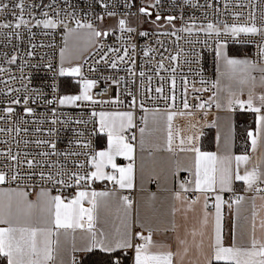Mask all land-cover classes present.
Here are the masks:
<instances>
[{
  "label": "snow or ice",
  "instance_id": "obj_1",
  "mask_svg": "<svg viewBox=\"0 0 264 264\" xmlns=\"http://www.w3.org/2000/svg\"><path fill=\"white\" fill-rule=\"evenodd\" d=\"M159 4L160 0H153L147 6L142 5L139 7L138 12L143 16L151 17L152 12L149 9H155ZM7 8V3H0V12H4ZM15 8L19 10L20 14L16 16L14 25L13 23H0V28L14 27L18 30L23 27L31 32L32 27L42 25L44 29L54 30L57 27H62L68 33L75 31L69 28L64 19H58L59 12L54 17H50L47 12H43L41 15L44 18L36 19L31 10L26 9L24 0H18ZM26 10L31 19L25 18ZM107 15L113 16L115 13L107 12ZM233 15L235 20H239L243 14L234 13ZM71 19L75 22L76 29L88 30L89 38L103 39L110 34L108 31L98 29L91 22H82L76 19L74 13ZM97 19L102 21L104 17L99 16ZM162 19L168 24H172L176 17H162L157 12L152 23L156 24ZM260 21L261 23L258 25L256 15L253 12L250 22H234L231 24L225 22L222 27L209 22L201 26L199 31H203L209 36L215 34L217 38L222 33L233 38H237L242 34L248 37L258 36L261 61L257 63L247 59L232 58L226 51V44L217 39L213 49L217 71L219 72L217 80L212 84L215 91L207 100H201L197 96L195 99L198 103L190 104L187 98L188 81L185 78L181 96L184 111H168L164 114L167 122V138L164 150L172 154L182 152L192 155L190 167L181 168L178 162L175 165L174 177H178L181 171H185L190 178L179 180L177 186L173 188L172 199L176 204L173 206L171 214L175 217L177 213H182L185 221H187L188 212H194L196 206L203 199V216L199 227L195 225L191 229L185 227L181 233L180 227L174 220L171 222L170 228L165 227L163 229L160 227L154 229L141 222L139 218L133 220L130 214L132 201L125 195L120 197L125 208V215L121 218L120 225L112 233L97 229L96 225L102 209L106 208L109 200L116 195L115 188L118 186L119 189H133L137 179V137L136 132L133 131L138 127L135 108L139 106L142 111L148 110L145 108L143 100L137 103L136 97L133 95L128 111H93L91 113L92 117H99L98 121H93V132L96 131V124H98L99 132L104 133L107 138V146L102 151L93 150L90 140L74 141L80 148L85 149L81 152H60L53 141H35L37 145L47 144L51 149V151L38 153L40 157L84 156L85 159L82 161H73L74 170L67 171L65 163L51 159L37 160L35 158L23 161L27 168L31 170L23 175L19 171L0 170V186H5L0 187V259L6 261V264H55L60 247L59 235L61 230L65 234L69 231L75 233L79 230L87 235L88 242L79 249L73 245V252L92 251L99 248L101 251L110 254L108 264H126L128 251L133 253L132 264H184L185 259L193 250L203 256L202 264H264V92L256 93L257 76L253 75V73L259 74V83L261 87H264V13L261 14ZM118 29L121 33L136 31L135 28L128 26V21L125 18L119 19ZM181 31L191 33L192 27H185ZM14 34L20 35L18 31ZM139 35L147 36L148 33L140 32ZM171 35L176 36V32H172ZM248 42L255 41L249 40ZM188 43H192V41H188ZM207 43V40H205V46H207ZM135 50L136 46L133 44L131 51L135 52ZM151 51V49L145 50L144 55L149 56ZM108 52L117 53V58L108 64L111 69L119 67L117 61L128 63L130 65L128 71L135 75L136 61L129 55V47H124L122 54H120V48L109 47ZM108 52L101 56V60H104L105 63H108ZM27 55L32 56L33 53L29 51ZM178 55H173L169 59L177 61ZM16 60L17 56L13 55L8 63L14 64ZM194 62L197 61H185V63ZM48 67L51 68L52 65L49 64ZM221 67L223 71H220ZM94 70L90 69V71ZM160 70H167L162 61L157 66V75H159ZM5 71L6 69L0 67V73ZM171 71L175 72V68ZM56 74L60 77H81L78 81L81 87L80 93L58 96L56 100H58L59 105H77V102H90L92 105L101 103V101L94 99L91 94L98 80L84 77L83 66L80 64L65 67L64 49H61V64ZM139 75L143 78L145 73L141 71ZM221 77L229 81L224 97L219 94L221 91ZM53 79L55 80V76ZM106 79H111L114 85L119 84V81L114 77ZM148 79L150 83L151 77ZM14 80H16L15 76H9L7 80H0V83L6 85V91L0 90V95L9 96L14 92H20V88L8 86L9 81ZM162 83L163 78H161V86L155 88L157 99L165 100L169 109L175 108V79L173 78L170 81L171 89L170 94L167 96L164 95ZM200 83L204 84L207 81L201 80ZM233 83L240 86L238 91L233 90ZM246 85L249 88L245 98L244 86ZM23 87L24 91L29 93L30 91H40L29 90L27 86ZM49 87L53 93L58 91L56 83L49 85ZM192 90L199 93L209 91L208 88L197 89L194 84ZM148 91L151 92V89L149 88ZM30 99L32 103L36 102L35 98L29 94L25 95L23 99L19 96L14 97L8 103L10 105H20L22 103L24 105L23 112L32 115L34 109L28 106ZM56 100L46 102L52 104ZM103 103L119 104L121 101L119 97H115ZM213 107L229 113L235 112L237 109L255 113V128L246 130L247 141H250V152L245 151L242 154L235 155L229 151L226 156H219L216 152L201 150L198 141L199 137L203 135L201 130L203 125L200 124L197 117H202L205 124H208L209 111ZM2 111L5 114L12 115L16 110L8 106L3 108ZM52 112L55 115V109H52ZM177 116L189 121L188 128L191 134H181L180 129L174 131L172 122ZM3 119H5V116H0V120ZM140 119L145 125L139 127V149L142 152L148 122L147 117H141ZM24 122L27 123L26 120ZM76 122L88 123L84 120ZM52 123H56V120L53 119ZM153 123H158L155 115L153 116ZM209 126L217 127L216 119H213ZM21 130L27 131L26 128L21 129L18 126L15 129L17 134ZM2 131H5V129H0V132ZM231 133L232 129H230V134L226 139L228 145L232 141ZM78 135H83V133H78ZM216 139L219 144V133ZM27 143L28 141H25V144ZM18 155H10L11 160L16 162L17 167L20 164ZM118 158H123L128 163L121 165ZM36 169H39V171H35ZM52 169H56V171H52ZM141 171H143V165H141ZM36 176L39 177L40 190L37 192L36 200L33 201L29 198L30 193L27 190L31 185L27 183L22 185L20 181L33 180ZM97 181L110 182L113 189L97 191L92 188V184ZM234 181L242 182L245 186V193H252V195H236L232 187ZM12 185H15V187H12ZM217 185H219V190H217ZM66 190L70 191L66 192ZM53 192L56 194H53ZM224 192H232L234 199L231 201L224 200L222 196ZM210 196L215 197V202L212 205L215 209L214 214L208 210ZM245 199L251 201V231L248 243L246 246L237 243L235 224L233 225L231 242L228 243L223 227L222 209L225 205L229 209L233 204L238 206ZM257 200L261 202L259 205ZM37 214H39L38 218ZM210 225L211 234L207 250H205L204 236ZM159 231L165 233L172 231L174 233L173 241L170 243L154 240V233ZM54 233L56 236L55 241L52 239ZM198 237L199 239H197ZM173 244L175 247H173ZM154 249L166 250L154 251ZM72 264H76L75 256L72 258Z\"/></svg>",
  "mask_w": 264,
  "mask_h": 264
},
{
  "label": "built area",
  "instance_id": "obj_2",
  "mask_svg": "<svg viewBox=\"0 0 264 264\" xmlns=\"http://www.w3.org/2000/svg\"><path fill=\"white\" fill-rule=\"evenodd\" d=\"M17 2L18 0H0V3L8 4V8L4 12H0V23H13L14 25L16 16L20 14L19 10L15 8ZM152 2L153 0H102V2L101 0H24L26 9H30L36 19H43L44 17L41 15L43 12H47L50 17L56 16V13L59 12L58 19H64L68 24H75L71 19L74 13L76 19L94 24L98 20L97 17L108 16L107 12H114L115 15L113 16L118 18L117 24L119 19L125 18L128 21V26L135 28L136 31L121 33L117 26L114 28L115 31H113L114 29L108 31L110 34L107 37L98 39L94 47L80 62V65L83 66V76L98 80L91 94L94 99L101 101V103L92 105L90 102H77V105L61 106L56 98L65 95V91L62 89L61 77L56 72L61 64L63 28L44 29L41 25L40 27H32L31 32L23 27L18 30L14 27L0 28V67L6 69L4 73H0V80H7L9 76H15L16 80L9 81L8 86L21 89L20 92H14L9 96L0 95V116H5V119L0 120V129H5V131L0 132V170L19 171L23 175L31 171L23 161L33 158L37 160L51 159L65 163L67 171L74 170L73 161H82L85 159L84 156L40 157L38 153L51 151V149L49 145H37L35 141H53L60 152H81L85 149L80 148L74 141L90 140L92 149L96 151L98 124H96V131L93 132V121H98V116L92 117L91 113L93 111H128L133 95L136 97L137 103L143 100L148 111H156L157 109L159 111H184L181 96L184 89L183 82L186 78L188 81V102L193 105L198 103L195 99L197 96L201 100H207L215 91L212 88V84L216 81V61L213 49L217 39L226 45L244 46L247 48L250 61L257 63L261 61L258 36L248 37L242 34L233 38L222 33L217 38L215 34L209 36L199 29L209 22L220 27L225 22L229 24L250 22L253 12L259 25L261 14L264 13V0H160L157 8L149 10L154 17H156L157 12L162 17H176L174 21H176L177 27L173 31L176 32V36L171 35V31L152 30L146 25H141V14L138 9L142 5L147 6ZM234 13H242L243 15L239 20H235ZM24 15L26 19H31L27 10ZM185 27H192V32L181 31ZM17 31L20 33L19 36L14 34ZM140 32H147L148 35L141 36L139 35ZM205 40L208 42L207 46L204 44ZM249 40L255 42L249 43ZM188 41H192V43H188ZM133 44L136 46L135 52L131 51ZM109 47L120 48V54H122L124 47H129V55L136 61L135 75L128 71L130 67L128 63L117 61L119 65L117 69H111L108 66L112 60L117 58V53L108 52ZM149 49L152 50L150 55L145 56L144 51ZM29 51L33 53L32 56L27 55ZM105 52H108V63L101 60V56ZM177 54H179L177 61L169 59V57ZM13 55L17 56V60L14 64H9L8 60ZM161 61L167 70H160L159 75H157V66ZM185 61L197 62L185 63ZM49 64L52 65L51 68L48 67ZM173 68H175V72L171 71ZM90 69L95 70L90 71ZM141 71L145 73L143 78L139 75ZM54 76L55 80L53 79ZM22 77L23 79H21ZM108 77H114L119 81V84H112L111 79H106ZM149 77H151L150 83ZM161 78H163L162 86L165 96L170 94V81L175 79V108L169 109L165 100L157 99L155 88L161 86ZM75 79L78 82L81 77L77 76ZM201 80L207 81V83L201 84ZM53 83L58 85L56 93H53L49 87ZM193 84L197 89L208 88L209 91L194 92L192 90ZM23 86H27L29 90L40 91L25 92ZM77 87V90L71 93L72 95L80 93L79 83ZM149 88L151 92L148 91ZM0 90L6 91V85L0 83ZM29 94L36 100L35 103H32L31 99L29 100L28 106L34 109L32 115L23 112L24 105L22 103L20 105L8 103L14 97L19 96L23 99L25 95ZM115 97H119L121 103H103ZM48 100H56V102L48 104L46 102ZM8 106L15 108L14 114L8 115L2 111ZM52 109H55V115H53ZM212 110L213 108L209 112ZM144 112L146 111H142L139 106L135 108L138 127L133 131L136 132V137H138L139 127H143L138 116ZM53 119L56 120V123H52ZM25 120L27 123L24 122ZM78 120L88 121V123H77ZM17 126L21 129L26 128L27 131L21 130L17 134L15 131ZM78 133H83V135H78ZM25 141L28 143L25 144ZM17 154H19L18 160L20 161L18 167L16 162L10 158V155ZM35 171L38 172L39 169ZM52 171H56V169H52ZM186 178L188 179L189 175H186ZM20 183L31 185L27 189L29 192L40 187L38 176L33 180H21ZM96 187L95 182L92 184V188L96 189ZM53 194L56 193L53 192ZM235 194L241 195L239 192H235ZM135 195V189L127 194L132 205L135 203ZM227 198L228 201L233 200V193H229ZM121 254L123 255V253ZM126 255L131 259L133 253L128 251Z\"/></svg>",
  "mask_w": 264,
  "mask_h": 264
},
{
  "label": "crops",
  "instance_id": "obj_3",
  "mask_svg": "<svg viewBox=\"0 0 264 264\" xmlns=\"http://www.w3.org/2000/svg\"><path fill=\"white\" fill-rule=\"evenodd\" d=\"M93 48V41L88 45V48L83 53L81 57L76 59V64L82 61L85 55ZM226 51L228 55L236 59H247L250 60L247 51L241 54H233L230 52L229 46L226 45ZM67 59H64V64H68ZM220 71H223L221 67ZM257 76V83L255 86V91L257 94L264 92V87H261L259 83V74L253 73ZM219 76L217 71L216 63V80ZM229 81L226 78H220V95L222 97L226 96V89L228 87ZM239 85L233 83V90L238 91ZM249 86H244L245 98L247 96ZM115 112V111H108ZM168 111H146L138 116L139 120L141 117H147V128L145 133V145L144 150L141 152L139 149V133L137 137V153H136V166H137V179L135 182L136 197L135 203L132 205L130 214L133 220L139 218L141 222H144L146 225L151 226L152 228L160 227L161 229L165 227H171V222L174 220L175 223L180 227L181 233L184 228L187 227L191 229L194 225L196 227L200 226V220L203 216V205L204 200L201 199L199 204L196 206L194 212H188V219L185 221L182 213H177L175 217L172 216V208L176 202L172 199V190L177 186L179 180L187 179L186 175H189L185 171H181L178 177L173 176V171L175 170V165L178 162L181 168L190 167L192 164V155L190 153L176 152L175 154L168 153L164 150L167 138V122L165 113ZM156 116L158 120L157 124L153 123V116ZM99 119V117H98ZM197 119L200 120V124L203 125L202 132L203 135L199 137V145L202 151L216 152L219 156H226L229 151L235 155L242 154L236 149V132L240 128L242 129H254L255 128V113L242 111L237 109L235 112L229 113L223 110H217L213 107V110L209 112L208 115V124H205L202 117L198 116ZM216 119L217 127H210V122ZM173 129L181 130V134H191L188 128L189 121L183 117H175L173 120ZM143 126H145L143 124ZM199 127V125H198ZM230 129H232V141L228 145L226 139L230 134ZM206 131L212 132V148L207 149L204 145V139H209V135L205 136ZM220 135L219 144L217 142V134ZM206 140V141H207ZM96 141H97V150L102 151L107 146L106 135L97 130L96 132ZM248 150L250 152V141ZM118 162L121 165H126L128 161L123 160V158H118ZM141 165H143V171H141ZM190 178V177H189ZM97 191L112 190L113 185L110 182H96ZM5 187V186H0ZM15 187V186H12ZM234 192H239L241 195L251 196L252 193H245V186L240 181L233 182ZM133 189H119L118 186L115 188L116 195L112 197L107 207L102 209L100 213L99 220L97 222V229H102L107 233L114 232L115 228L120 225L121 218L125 215V208L123 207L120 197L127 196ZM39 188H34L30 191V199L35 201L37 198V192ZM217 190H219V185H217ZM232 192L222 193L223 199L228 201L227 195ZM215 202V197L210 196L208 200L209 212H215L212 205ZM261 202L257 200L259 205ZM223 211V227L227 237V242H231L233 225L235 224V234L237 243L243 246H246L250 237V220H251V201L245 199L238 206L233 204L231 209L225 205L222 209ZM39 214H37V218ZM211 219V218H210ZM139 231V229H137ZM147 234V233H145ZM211 234V225L207 229V232L204 236V245L205 250H207V245L209 243V236ZM174 233L172 231L168 232H155L153 239L156 241H166L172 242ZM55 241V233L52 237ZM199 239V237L197 238ZM60 247L58 250V255L55 261V264H72V258L75 256L76 264H79L83 255L92 252V251H101L99 248H95L92 251H76L73 252V245L77 249L82 248L88 242L87 235L77 230L75 233L69 231L65 234L62 230L59 235ZM173 247L175 245L173 244ZM166 250V249H154V251ZM105 253V252H103ZM128 256V255H127ZM129 258V264H132V257ZM203 256L197 254L195 250L189 253V256L185 259L184 264H202ZM3 260V259H2ZM6 264V261H2Z\"/></svg>",
  "mask_w": 264,
  "mask_h": 264
},
{
  "label": "rangeland",
  "instance_id": "obj_4",
  "mask_svg": "<svg viewBox=\"0 0 264 264\" xmlns=\"http://www.w3.org/2000/svg\"><path fill=\"white\" fill-rule=\"evenodd\" d=\"M104 19L97 20L94 25L102 30V31H110L118 26L117 24V17L114 16H103ZM155 20L154 16L147 17V16H140V23L142 26L146 25L147 27L151 28L152 30H162V31H175L177 27L176 21H173L172 24H168L165 20H161L156 24L152 23ZM69 28L74 29L75 31L72 33H68L63 28V48L64 49V59H67L68 64H64L65 67L70 66L71 63L76 62V59L81 57L83 53L88 48V45L93 41V38H89L88 30L86 29H76V24H68ZM157 25L162 26L159 28ZM67 37V39H65ZM60 61H61V54H60ZM76 78V77H75ZM65 86V84H64ZM65 95H72L71 92L65 91ZM71 105V104H65Z\"/></svg>",
  "mask_w": 264,
  "mask_h": 264
},
{
  "label": "trees",
  "instance_id": "obj_5",
  "mask_svg": "<svg viewBox=\"0 0 264 264\" xmlns=\"http://www.w3.org/2000/svg\"><path fill=\"white\" fill-rule=\"evenodd\" d=\"M230 52L233 54H241L245 53L247 51V48L244 46L239 45H228ZM62 82V89L67 92H74L77 90L78 82L73 76H64L61 77ZM65 84V86H64ZM209 135V139L205 138L203 141L204 145L207 147V149L212 148L213 142H212V132L206 131L205 136ZM207 140V141H206ZM249 142L246 138V129H238L236 132V149L240 152H245L248 150ZM110 259V254L103 253L100 251H92L82 256L81 261L79 264H108V261ZM2 259H0V264L2 263ZM126 264H129V258L127 256Z\"/></svg>",
  "mask_w": 264,
  "mask_h": 264
},
{
  "label": "flooded vegetation",
  "instance_id": "obj_6",
  "mask_svg": "<svg viewBox=\"0 0 264 264\" xmlns=\"http://www.w3.org/2000/svg\"><path fill=\"white\" fill-rule=\"evenodd\" d=\"M97 41H98V39L93 37V47H94V45L96 44ZM77 64H79V63L72 64L71 66H74V65H77Z\"/></svg>",
  "mask_w": 264,
  "mask_h": 264
},
{
  "label": "water",
  "instance_id": "obj_7",
  "mask_svg": "<svg viewBox=\"0 0 264 264\" xmlns=\"http://www.w3.org/2000/svg\"><path fill=\"white\" fill-rule=\"evenodd\" d=\"M150 11V10H149ZM75 66V65H74ZM68 67V66H67ZM75 77H77V76H75Z\"/></svg>",
  "mask_w": 264,
  "mask_h": 264
}]
</instances>
